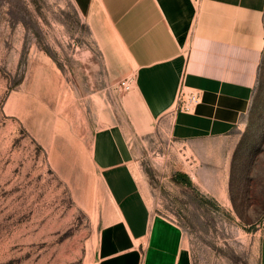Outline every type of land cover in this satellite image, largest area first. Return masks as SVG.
<instances>
[{
  "label": "rangeland",
  "instance_id": "1",
  "mask_svg": "<svg viewBox=\"0 0 264 264\" xmlns=\"http://www.w3.org/2000/svg\"><path fill=\"white\" fill-rule=\"evenodd\" d=\"M133 75L73 0H0V264L95 262L111 201L92 147L112 125L136 144L144 196L181 227L193 264H264V63L228 172L214 159L196 177L134 85L121 88Z\"/></svg>",
  "mask_w": 264,
  "mask_h": 264
},
{
  "label": "crops",
  "instance_id": "2",
  "mask_svg": "<svg viewBox=\"0 0 264 264\" xmlns=\"http://www.w3.org/2000/svg\"><path fill=\"white\" fill-rule=\"evenodd\" d=\"M73 1L119 41L149 123L167 128L190 153L189 176L214 159L228 172L264 63V0ZM182 89L201 94L193 111L176 109ZM135 145L119 125L94 136L92 160L111 208L93 264H193L181 227L156 214L144 196Z\"/></svg>",
  "mask_w": 264,
  "mask_h": 264
},
{
  "label": "built area",
  "instance_id": "3",
  "mask_svg": "<svg viewBox=\"0 0 264 264\" xmlns=\"http://www.w3.org/2000/svg\"><path fill=\"white\" fill-rule=\"evenodd\" d=\"M122 89L129 91L132 89L133 81L131 79H123L120 83ZM201 102V94L194 90L182 89L177 102V110L190 112L193 111Z\"/></svg>",
  "mask_w": 264,
  "mask_h": 264
}]
</instances>
